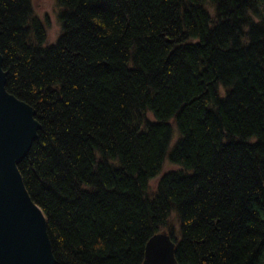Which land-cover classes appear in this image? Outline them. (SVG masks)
<instances>
[{"label": "trees", "instance_id": "trees-1", "mask_svg": "<svg viewBox=\"0 0 264 264\" xmlns=\"http://www.w3.org/2000/svg\"><path fill=\"white\" fill-rule=\"evenodd\" d=\"M58 3L47 46L33 0H0L6 90L41 126L18 169L56 264H144L159 233L177 264H264V0Z\"/></svg>", "mask_w": 264, "mask_h": 264}, {"label": "water", "instance_id": "water-1", "mask_svg": "<svg viewBox=\"0 0 264 264\" xmlns=\"http://www.w3.org/2000/svg\"><path fill=\"white\" fill-rule=\"evenodd\" d=\"M0 54V264H56L47 220L33 202L18 169L41 129L36 112L6 90ZM168 233L148 243L144 264H177Z\"/></svg>", "mask_w": 264, "mask_h": 264}, {"label": "rangeland", "instance_id": "rangeland-1", "mask_svg": "<svg viewBox=\"0 0 264 264\" xmlns=\"http://www.w3.org/2000/svg\"><path fill=\"white\" fill-rule=\"evenodd\" d=\"M33 7L36 16L39 17L41 21H48L49 28H48V37H47V46H54L58 42V39L63 33L62 25L60 21V13L62 12V8L60 7L58 0H33ZM150 118H152L150 116ZM173 125V124H172ZM175 131L177 128L173 125ZM178 139V131L174 133L173 136V143L171 144V148L174 146V143ZM179 167H176L170 163H166L162 174L155 180H153L150 184L151 190L154 191L164 174L170 171H177ZM172 224L175 228V232L177 233L179 239L181 238L180 234V224L176 213L172 214Z\"/></svg>", "mask_w": 264, "mask_h": 264}]
</instances>
